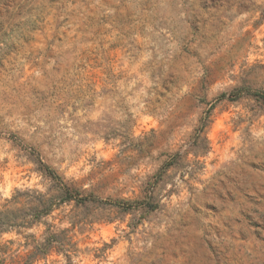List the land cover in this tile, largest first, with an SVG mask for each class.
Returning <instances> with one entry per match:
<instances>
[{"label": "rangeland", "instance_id": "1", "mask_svg": "<svg viewBox=\"0 0 264 264\" xmlns=\"http://www.w3.org/2000/svg\"><path fill=\"white\" fill-rule=\"evenodd\" d=\"M0 264H264V0H0Z\"/></svg>", "mask_w": 264, "mask_h": 264}, {"label": "trees", "instance_id": "2", "mask_svg": "<svg viewBox=\"0 0 264 264\" xmlns=\"http://www.w3.org/2000/svg\"><path fill=\"white\" fill-rule=\"evenodd\" d=\"M51 176V178H53L54 180H56V181H58L59 183H60V185L62 186V193L66 196L65 198L66 199H68V200H71L72 199V197L71 196H69L68 195V193L66 192V187L61 183V181H59V179L56 177V175H50ZM58 244H59V242H57ZM42 247H44V246H42ZM37 249V248H36ZM38 249H40L41 250V247L40 248H38ZM44 250V249H43Z\"/></svg>", "mask_w": 264, "mask_h": 264}]
</instances>
